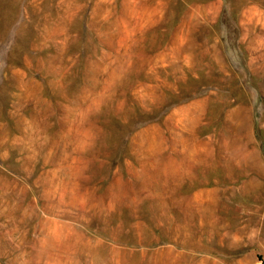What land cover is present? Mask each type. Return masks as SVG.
Here are the masks:
<instances>
[{"label": "rangeland", "instance_id": "rangeland-1", "mask_svg": "<svg viewBox=\"0 0 264 264\" xmlns=\"http://www.w3.org/2000/svg\"><path fill=\"white\" fill-rule=\"evenodd\" d=\"M264 259V0H0V264Z\"/></svg>", "mask_w": 264, "mask_h": 264}, {"label": "built area", "instance_id": "built-area-1", "mask_svg": "<svg viewBox=\"0 0 264 264\" xmlns=\"http://www.w3.org/2000/svg\"><path fill=\"white\" fill-rule=\"evenodd\" d=\"M258 264H264V259H262Z\"/></svg>", "mask_w": 264, "mask_h": 264}]
</instances>
